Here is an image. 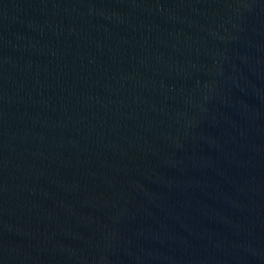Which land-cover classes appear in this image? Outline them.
I'll return each mask as SVG.
<instances>
[{
    "label": "water",
    "instance_id": "95a60500",
    "mask_svg": "<svg viewBox=\"0 0 264 264\" xmlns=\"http://www.w3.org/2000/svg\"><path fill=\"white\" fill-rule=\"evenodd\" d=\"M0 264H264V0H0Z\"/></svg>",
    "mask_w": 264,
    "mask_h": 264
}]
</instances>
